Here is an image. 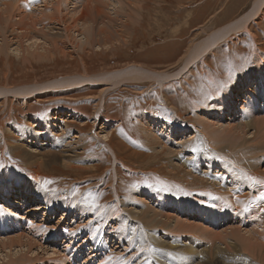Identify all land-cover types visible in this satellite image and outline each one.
I'll use <instances>...</instances> for the list:
<instances>
[{
  "label": "rangeland",
  "instance_id": "rangeland-1",
  "mask_svg": "<svg viewBox=\"0 0 264 264\" xmlns=\"http://www.w3.org/2000/svg\"><path fill=\"white\" fill-rule=\"evenodd\" d=\"M3 1L12 3L17 0ZM3 1L0 0V20L5 19V24L4 26L0 24V38L3 37L0 39V44L7 41L10 47L8 53L0 51V87L46 83L62 77L80 76L85 72L104 76L110 74L107 72L125 68L133 63H141L155 72L173 74L183 67L186 55L195 43L204 38H211L219 29L231 25L242 15L247 14L255 3V0H96V2L94 0V3L92 0L89 5V15H92L90 17L92 20L96 16V21L89 24L92 25L93 30L98 28L101 21H109V18L113 20L111 25L117 22L121 27L118 26L116 39L112 38L113 40L107 41L108 43L104 42V46L99 47V43L89 38L90 43L82 47L85 37L79 34L78 30L81 28H71V34L74 35L70 34L69 38L66 25L70 21L65 20L72 17L74 12L72 10L77 8L76 6H85L89 0H28L27 2L20 0L25 6L21 16H36L38 23L44 21L46 26L37 34L39 39L36 41L37 45H40L39 48L31 45L33 40L26 41L25 38L24 52L20 50L19 54V49L18 52L12 51L18 45V37L14 35L18 30L13 32L12 27H19L16 21L20 16L13 14L14 12L9 13L11 5H2ZM97 9L101 11L99 16L96 13ZM44 14L45 17L47 15L46 19ZM256 15L255 19L252 18L248 23L247 29L218 39L212 49H207L205 54H202V58L192 62L190 71L182 75L181 79L170 75L162 81L131 80L112 86L102 95L105 99L97 115H95L96 108L101 101L100 84H88L85 87H78L82 84L76 86L71 84V86H61L57 88L58 90H44L45 92L32 96L27 102L17 100L14 96L4 98L1 96L0 187L4 188L5 184L20 185L22 179H26V174H33L39 167V171L35 172L40 175L42 182L39 181L36 188L41 190L43 185L47 184V192L52 191L54 194L56 190L61 189L63 195L56 197L52 208L43 206L33 211L30 216L24 213L25 209L4 211L3 204H6L4 197L8 198L9 195L1 196L0 216L6 225L0 228V239H5L4 243L0 242V253L3 256L6 253L14 254L19 249V239L20 241L23 239L21 244L26 247L24 251L29 253H25L24 256L21 253L16 255L17 259L22 256L20 260L25 261L20 262L21 264H51L53 259L59 256L65 258L67 263L64 264H69L71 260L73 264H187V261L190 264H202L210 262L215 256L221 257L227 264H264V260L262 261L254 252L242 250L241 241L238 242L231 234L232 229L239 228L240 233L247 238L249 233L255 231L258 239L264 243V200L259 198L260 193L264 192V183L260 185L253 180V183H250L249 177L245 176V173L241 174L244 169H235L236 164L231 165L222 156L212 157L206 147L201 145L200 140L190 137L192 132L198 133V130L203 129V125L210 126L212 121H217L215 127L213 125L212 127L219 129L232 126L234 123L248 125L247 121L251 119L247 117V112H254V120L256 116L258 118L264 115V96L260 98L255 110L250 109L251 105H249L247 112L243 109L236 117L233 113L238 110L240 100L234 101L229 110L223 112L224 116L222 106L217 100L219 97L217 92L236 87L239 74L243 72L256 74L257 49L264 55V3L261 4ZM25 20L30 21L27 18ZM37 25L39 28V24ZM45 31L49 34H45ZM44 37L49 38V42L45 45ZM53 39L57 40V44L51 45ZM74 39L83 43L79 44ZM75 44L78 46L75 47ZM47 45L50 46L48 49ZM85 66L89 71L85 70ZM262 67L264 68V62ZM254 76L250 78L247 75L251 80L250 84L257 79ZM67 79L69 78L63 80ZM164 94H167L168 101ZM211 94L215 95L214 98L209 97ZM227 116H232V119H226ZM152 119L158 123H154ZM229 122L231 125L228 124ZM146 123L154 126L156 137L144 128ZM59 124L63 125V130H59ZM250 127H246L249 133L245 135L246 140L254 136L253 132L256 131L254 124ZM37 128L46 129L47 136L43 137L36 133ZM170 128L175 129L170 131ZM209 129L211 131V128ZM55 131L57 133L53 134ZM261 131H264V128ZM170 132L174 135L168 137ZM259 137L260 135L256 138ZM260 139L264 140L261 137ZM214 143L218 144L217 141ZM250 143L254 145V142ZM182 144L184 149L181 147ZM110 145L116 150L117 155ZM246 145L248 146V142ZM67 147L70 151L66 150ZM163 149L165 151H162ZM169 149L179 150L178 159L169 154ZM53 151L61 153L63 157L62 155L57 157V161L50 162L42 168L36 163L37 157L32 158L31 155L32 153L34 156L35 153V156L41 157L43 153ZM248 153L250 157L251 152ZM196 154L200 155V161L195 168L194 166L192 168L199 167L201 173L204 169H210L211 175L208 176L213 177L218 174L217 176L222 177L221 172L224 169L220 167L222 165L220 163L225 160L226 167L231 166L232 172L236 170L233 173H236L238 180L235 181L234 190L233 186H230L232 191L226 188L217 190L223 191V197H220L222 202L218 196L220 200L208 197L207 192L203 191V189L211 190L208 187H197L199 180L194 178L201 173L191 172L193 175H189L191 166L188 163L196 158ZM262 154L264 149L261 154L251 156L252 159L247 155L249 160L257 163L254 168L259 172L264 171V158L258 160L259 155ZM191 155L195 157L188 160ZM47 156L48 158L44 157L47 162L54 159ZM62 158L72 159L73 163H71L76 165V168H68ZM208 159L214 161L213 166H207ZM28 162L37 164L33 166L34 171L27 168L30 167ZM249 162L244 161V163ZM7 164L9 166L6 167ZM12 164L18 167L15 168L18 171L23 167L21 168L23 172L13 173ZM227 175L224 174V177ZM17 176H21V181L15 179ZM255 180L264 181V176H259ZM69 188H72V193L69 195L68 203L71 204L72 198L76 197L85 199L82 203L87 205L92 203L90 210L81 218L78 216L75 218L76 215L73 217V212L67 210L69 204H66L64 194L70 191ZM190 189L202 190L204 199H196V195L189 194ZM243 197L247 204L233 202ZM252 199L255 201L250 206L248 200ZM256 201L259 206L256 205ZM75 204L83 207V204ZM116 205L120 212L112 214ZM28 206L26 207L30 209L31 206ZM195 206L208 210L204 211L201 217L198 216V212V214L194 212ZM152 207L160 212L168 210L167 212H170L174 219L176 216L192 221L196 223L195 228L182 227L176 223V219L169 228L151 224L138 210L153 209ZM56 208L61 212L67 211L64 220L61 221L62 214L57 212ZM96 208H99L98 211ZM223 210L225 214L221 215ZM131 217L134 219L129 220ZM220 217L224 218V224H217ZM54 228L59 231L61 237L59 243L54 240ZM236 232V235L242 238V235ZM64 238L68 242H64ZM84 239H88V245H81ZM190 240L195 247L206 244L205 246L210 247V250L202 253L198 248V253L189 260L186 258L189 256L185 253L174 254L171 260L170 252L167 251L170 243L172 241L173 244L178 242L177 245L182 243L181 247L185 248ZM227 241H237L242 249L234 250L227 247ZM242 242L245 243L243 240ZM8 246H11V249ZM90 247L96 248L97 255L86 261L90 256ZM160 247L168 253L163 252ZM229 251L235 254L231 255ZM3 256L0 255V264H6L8 260V256L7 258Z\"/></svg>",
  "mask_w": 264,
  "mask_h": 264
},
{
  "label": "bare ground",
  "instance_id": "bare-ground-1",
  "mask_svg": "<svg viewBox=\"0 0 264 264\" xmlns=\"http://www.w3.org/2000/svg\"><path fill=\"white\" fill-rule=\"evenodd\" d=\"M3 1V0H2ZM25 2H27L28 0H24ZM48 1V0H47ZM92 0H89L88 3H86L87 5L85 6H76L77 8H74L71 12H72V17L69 18L68 20H65L66 22H69L66 26V30H68V35H69V38H70V34H71V28H74V27H80L81 29H79V34L80 35H84L85 37V40L83 42H80V43H83L81 44L82 47L86 45L84 44H89L90 43V39L92 40H95V42L99 43V47L102 46L104 44V42H107V41H111L113 40L112 38H115L117 37V34L119 32V27H121V24H117V22H115L116 24L114 25H111V23L113 22V20H110L109 18V21H101L98 28H96V30H93L92 29V25H90L89 23L92 22V21H96V16L95 18H93V20L90 18L91 16L89 15V11H90V3H91ZM4 3H2V5L4 4L5 6L6 5H11V9H9V13H13V14H18L20 17L18 18V20L16 22H18L17 24H19V27L18 28H15V27H12V31H16L18 30V32H16V34H14L18 40V45L16 46V49H12L13 50H17L19 49V54H20V50L24 52V43H23V40L25 39L26 41H30V40H33V43H31V45L34 47L36 46L37 48H39L40 45H37V41L36 39H39L37 37V34L42 32L44 29H45V26H46V22L44 21H41L40 23H38L37 21V18L35 17H32V16H28L27 15H22L21 16V12L23 11L24 7L23 6V3L20 2V0H17L16 2H12V3H8L3 1ZM11 2V1H10ZM63 2V1H62ZM96 2V0H95ZM135 2V1H134ZM58 3V2H57ZM73 3V2H72ZM75 3V1H74ZM93 3H94V0H93ZM114 3V2H113ZM264 3V0H255V3L253 4V7L252 9L247 13V14H244L242 15L239 19H237L234 23H232L231 25H228V26H225L221 29H219L215 34H213L211 36V38H204L203 40H200L198 41L197 43H195L193 45V47L190 49L189 53L186 55V59H185V62H184V65L183 67L177 71L176 73H173V74H169L167 72H155L153 71L152 69H149L147 68L146 66H143L141 63L140 64H134L133 65H130V66H127L125 68H122V69H118V70H115V71H111V72H107V73H110V74H107V75H104V76H100V74H94V75H90L88 72H85L83 74H80L79 75H76V76H68V77H62L61 79H55V80H52V81H49V82H46V83H38V84H34V85H29V86H19V87H12V86H3V87H0V97L3 96L4 97H8V96H14L16 97V99L18 100H21L23 102H27L29 100V98H31L32 96L34 95H37V94H41L44 90L47 91V90H50V89H57V88H60L61 86H71V84H74V86H76L77 84H82L81 86H78V87H85L86 85H90V84H100L101 85V89H100V93L99 95L101 96V101H100V104L98 105V107L96 108L97 111L95 112V115H97V113L101 110V105H103L104 103V99L102 98V95L105 94V92L107 90H109V88H111L112 86H117V85H120V84H123L127 81H135V80H153V79H156V80H159V81H162L163 79L169 77L170 75H173V76H178L177 79H181L180 77H182V75L184 76L187 72H189L190 70V67L191 65H193L192 62H194L195 60H198L200 57L202 58L203 57V53L208 49H212L213 48V45L216 43V41L218 39H221L223 36H226V35H230V34H233L234 32H240V31H243L244 29H247L248 28V23L251 21L252 18L255 19V17L257 16V12L261 6V4ZM96 4V3H95ZM120 4V3H118ZM117 4V5H118ZM74 5V4H73ZM81 5V4H80ZM113 5V4H112ZM116 5V4H115ZM131 5V4H130ZM138 5V4H137ZM57 6V5H55ZM59 6V5H58ZM64 6V4H63ZM74 6V7H75ZM9 7V6H8ZM8 7H7V10H8ZM23 7V8H22ZM71 7V6H70ZM98 7V6H97ZM113 7V6H112ZM129 7V6H128ZM5 8V7H4ZM10 8V7H9ZM45 8V7H44ZM72 8V7H71ZM26 9V8H25ZM40 9V8H38ZM46 9V8H45ZM44 9V10H45ZM59 9V8H58ZM111 9V8H110ZM114 9V8H113ZM127 9V8H126ZM124 9V10H126ZM2 10V9H1ZM5 10V9H4ZM35 10V9H33ZM55 10V9H54ZM64 10V9H63ZM63 10L61 12H63ZM69 10V9H68ZM263 10V9H262ZM261 10V11H262ZM41 11V10H40ZM127 11V10H126ZM5 12V11H4ZM2 12V13H4ZM32 12V10L30 11ZM38 12V11H37ZM47 12V11H45ZM57 12V11H56ZM7 13V11H6ZM34 13V11H33ZM55 13V12H54ZM58 13V12H57ZM66 13V12H65ZM96 13L97 15L99 16V14H101V11L99 9L96 10ZM1 14V12H0ZM8 14V13H7ZM23 14V12H22ZM24 14H27V13H24ZM63 14V13H62ZM5 16V14H3ZM17 15V17H18ZM56 15V14H55ZM64 15V14H63ZM68 15V14H66ZM121 15V14H120ZM7 16V15H6ZM11 16V15H10ZM9 16V17H10ZM34 16V15H33ZM73 16H76L75 18ZM8 17V20L10 19ZM12 17V16H11ZM44 17H45V14H44ZM43 17V19H44ZM47 17V15H46ZM45 17V19H46ZM53 17V16H52ZM62 17V16H61ZM60 17V18H61ZM65 17V16H64ZM63 17V18H64ZM28 19L30 21H26L25 19ZM34 18V19H33ZM107 18V17H106ZM14 19V17L12 18ZM36 19V20H35ZM41 19V20H43ZM108 19V18H107ZM11 21V20H10ZM9 21V22H10ZM15 21V19L13 20V22ZM47 21V20H45ZM15 22V23H16ZM55 22V21H53ZM58 23V22H56ZM62 23V22H61ZM0 24L4 26L5 24V19L3 20H0ZM11 24V23H10ZM9 24V25H10ZM14 24V23H13ZM39 24V28H42V29H39L37 28ZM92 24V23H91ZM106 24H110V25H106ZM16 26V24H14ZM42 25V26H41ZM49 25V24H48ZM95 25V23H94ZM93 25V26H94ZM119 26V27H118ZM114 27H116V29H114ZM11 28V27H10ZM52 28H50L51 30ZM78 29V28H76ZM5 30V29H4ZM3 30V32H4ZM75 30V29H74ZM1 32V31H0ZM2 32V33H3ZM35 32V33H34ZM121 32V31H120ZM254 32V31H253ZM12 33V32H11ZM9 33V34H11ZM8 34V32H7ZM6 34V35H7ZM45 34H49V32H46L45 31ZM62 34V33H61ZM13 35V36H14ZM39 35H42V34H39ZM55 35V34H54ZM74 35V34H71V36ZM1 36V35H0ZM51 36V35H50ZM238 36V35H237ZM55 37V36H54ZM92 37V38H91ZM227 37V36H226ZM3 38V37H1ZM0 38V39H1ZM9 38V37H8ZM13 38V37H12ZM75 38V36H74ZM90 38V39H89ZM224 38V37H223ZM239 38V37H238ZM11 39V38H10ZM44 39L46 41L43 40V44L45 45L47 42H49V38L48 37H44ZM55 39V38H54ZM53 39V44L51 45H54V44H57V40H54ZM71 39H73V37H71ZM70 39V40H71ZM116 39V38H115ZM120 39V38H119ZM233 39V38H232ZM35 40V41H34ZM77 40V43L78 42V39ZM76 40L74 39V41L76 42ZM122 40V39H121ZM13 41V39H12ZM79 41H82V40H79ZM4 43L0 44V51H3V52H6L8 53V49L10 47L9 45V42L7 41H3ZM52 42V41H51ZM73 42V41H72ZM114 42V41H113ZM40 43V42H39ZM38 43V44H39ZM79 43V44H80ZM102 43V44H101ZM108 43V42H107ZM42 44V43H41ZM49 44V43H48ZM74 44V43H73ZM59 45V44H58ZM58 45H55V46H58ZM80 45V46H81ZM47 49L50 47L49 45H47ZM78 46L75 44V47ZM79 46V47H80ZM97 46V44H96ZM104 46V45H103ZM31 47V46H30ZM42 47V46H41ZM44 47V46H43ZM59 47V46H58ZM203 47V48H202ZM216 47V46H215ZM214 47V48H215ZM21 48V49H20ZM35 48V47H34ZM81 48V47H80ZM79 48V49H80ZM27 49V48H26ZM33 49V48H32ZM45 49V48H44ZM60 49V48H59ZM256 49V48H255ZM30 50V49H29ZM35 51V49H33ZM43 50V49H42ZM65 50V49H64ZM68 50V49H67ZM27 51V50H26ZM45 51V50H44ZM51 51V50H50ZM18 52V50H17ZM39 52V51H38ZM49 52V51H48ZM62 52V50H61ZM26 53V52H25ZM42 53V52H41ZM40 53V54H41ZM44 53V52H43ZM64 53V52H63ZM33 54V53H31ZM37 54V53H36ZM45 54H48L47 52H45ZM205 54V53H204ZM28 55V54H27ZM44 55V54H42ZM256 62H257V67H255V71H256V74H247L246 73H241L239 74V77L240 79H237V85L236 87H232L230 88L229 90H226L223 92V89L221 90V92H217V94L219 95L218 97V104H220L222 106V115H223V112L224 111H227L229 110L230 106H232L234 104V101H239L240 100V103H239V107L238 110L234 111V116L236 117L238 115V113L241 112V110H245L247 112V107L249 105H251L250 109L252 110H255V108L257 107V104L259 103V100L261 97L264 96V68L262 67V63L264 62V55L257 49L256 51ZM26 60V59H25ZM86 71H89L88 70V67L85 66L84 67ZM22 70V69H21ZM254 71V70H253ZM8 73V72H7ZM190 74V73H189ZM247 75L251 78V77H255L257 78L253 83H249L250 78L247 77ZM257 75V77H256ZM8 77V75H7ZM64 78H69L67 80H63ZM9 80V79H8ZM215 81V80H213ZM214 83V82H213ZM12 84V83H11ZM217 86V84H216ZM58 90V89H57ZM44 91V92H45ZM219 91V90H218ZM212 92V91H211ZM165 96V99L168 101V98H167V94H164ZM214 94H211L209 97H212L214 98ZM99 97V96H97ZM241 97V99H240ZM216 98V97H215ZM211 99V98H209ZM207 99V100H209ZM214 101V100H213ZM216 101V99H215ZM95 109V110H96ZM218 110V109H217ZM100 113V112H99ZM99 115V114H98ZM224 116V115H223ZM232 116H227L226 119H232L231 118ZM247 117L251 119V121H247V124L248 125H236L234 123V125L232 126H229V127H222V128H219V129H216V128H213L215 127V124L217 123V121H212L210 124V126L208 125V127L204 126L203 125V129L201 130H198V133H191V138L192 137H196L198 140H200L201 145L205 146L206 147V150H208V152L211 154L212 157H214L215 155L217 156H222L224 158H226L228 160V163L230 162L231 165L233 164H236L235 166V169L237 168H240V169H244V171L242 172L241 171V174L244 175L245 173V176H248V177H253V178H259V176H264V171L263 172H259L258 170H256L254 168V166L257 164V163H254L252 160H249L248 157H249V153L247 154V152H251V156L254 157L255 155H258V154H261L262 150L264 149V140H261V138H264V131H261L263 128H264V115L263 116H256L255 120L253 119L254 117V112L253 113H248L247 112ZM163 119V117H162ZM200 119V118H199ZM198 120V118H197ZM205 120V119H204ZM141 121V120H140ZM150 121V120H149ZM152 121L154 123H158L156 122L155 120L152 119ZM201 122V120L199 121V123ZM142 123V122H141ZM204 123V122H203ZM202 123V124H203ZM209 123V121H208ZM231 122H229L228 124H230ZM205 124V123H204ZM255 126L256 128V131L253 132L254 133V136H252L251 138H249V140H246L247 138H245V135L248 133V130H246L247 126ZM36 125V124H34ZM141 125V124H140ZM213 125V127H212ZM218 125V124H217ZM216 125V126H217ZM231 125V124H230ZM218 126H221V125H218ZM224 126V125H223ZM59 130H63V125L59 124ZM173 127V126H172ZM202 127V126H201ZM144 128H147V130H149L154 137L155 136V131H154V126H151L150 124H144ZM208 128H211V131L210 129L208 130ZM252 128V127H250ZM249 128V129H250ZM175 128H170V131L174 130ZM195 129V128H194ZM46 129H41V128H37L36 129V133L40 134L41 136L43 137H46L47 136V133H46ZM197 131V130H196ZM10 132V131H9ZM262 132V133H261ZM57 132L55 131L53 134H56ZM176 133V132H174ZM252 133V132H251ZM170 135H168V137L170 136H173V132H170L169 133ZM249 134V133H248ZM247 134V135H248ZM101 135V134H100ZM188 135V133L186 134ZM251 135V134H250ZM249 135V136H250ZM260 137L257 139L256 137L259 136ZM152 136V137H153ZM148 137V136H147ZM244 137V138H243ZM167 138V137H166ZM241 139V140H240ZM8 140V139H7ZM12 140V139H11ZM108 140H110V137L108 138ZM240 140V141H239ZM30 141V140H28ZM215 141H217V145L214 143ZM73 142V141H72ZM246 142H248V146L246 145ZM250 142H254V145ZM154 143V142H153ZM160 143V142H159ZM21 144V143H19ZM70 144V143H69ZM23 145V144H22ZM21 145V147H22ZM25 146V145H24ZM67 146V145H66ZM71 146V145H70ZM165 146V145H164ZM183 146V144L181 145V147ZM211 146L213 148H211ZM73 147V146H71ZM110 147L112 148V150L114 151L115 155H116V150L110 145ZM158 147V146H157ZM11 148V147H10ZM69 147L66 148V150H69L68 149ZM183 148V147H182ZM185 148V147H184ZM183 148V149H184ZM24 149V148H23ZM27 149V148H26ZM72 149H75V148H72ZM159 149V148H158ZM182 149V150H183ZM220 150V152L218 150ZM61 150V149H60ZM77 150V149H76ZM74 150V151H76ZM243 150L245 151V153L243 154ZM25 151V149H24ZM70 151V150H69ZM73 151V152H74ZM162 151H165V149H163ZM161 151V152H162ZM32 152V150H31ZM30 152V153H31ZM169 154H172L174 156V158L178 159V156H179V150L178 149H169L168 150ZM28 153V152H26ZM29 153V155H30ZM38 153V151H37ZM70 153V152H69ZM40 154V153H39ZM49 155L50 158H54L53 160L51 161H48L44 158L45 156L48 158L47 155ZM83 154V153H82ZM167 154V153H166ZM32 155V158L34 157H37L36 159V163H38V165L40 166V168H42L44 165L47 166L50 164V162H53V161H57V157H61V153H58V152H48V153H43V157L41 158L40 156H35V153H34V156L33 154L31 153ZM30 155V156H31ZM75 155V154H73ZM242 155V156H240ZM248 155V157H247ZM250 156V157H251ZM260 159L258 160H261L264 158V154L262 155H259ZM63 157V155H62ZM195 156L194 155H191L189 159H193ZM198 157V158H197ZM203 157V156H202ZM242 157V158H241ZM249 157V158H250ZM251 157V159H252ZM262 157V158H261ZM216 158V157H215ZM256 158V157H255ZM30 160V159H29ZM34 160V159H33ZM61 160H63L64 162V165H66L68 168H76L75 166L76 165H73L72 163V159H67V158H62ZM250 161L249 163H244V161ZM59 161V160H58ZM200 161V155L199 154H196V158L194 160H192V162L188 163L189 166H191V170L189 172V175L193 173L191 172H194L196 174H199L201 173V171L199 172V167H197V169H194L195 168V165L197 166V164L199 163ZM30 162V161H29ZM28 162V165L30 164V167L26 166L27 168H30V170L34 171V167L35 165L37 164H33V163H29ZM32 162V161H31ZM72 162V163H71ZM75 162V161H74ZM176 162V161H174ZM227 161L225 160V162H222L220 164H222L220 167L222 169H224L223 172H221V175L223 174L222 177H219V176H208L211 175V172H210V169H204V171L199 175V176H196L194 179H197L199 180V183L197 184V187H208L209 189L211 190H207V189H203V191L207 192V195H209L208 197H211L213 198L214 200H217L218 197H223L222 193L223 191H217L218 189H224L226 188L228 191H232L231 187L230 186H233V190H234V186H235V181L236 179L238 180V178H236V173H233V172H236V170H234L232 172V169H231V166L230 167H226V163ZM173 163V162H172ZM171 163V164H172ZM170 164V165H171ZM177 164V163H176ZM214 164V161L212 159H208L207 160V166L208 167H211L213 166ZM219 164V165H220ZM18 165V164H17ZM91 165V164H90ZM9 166V164L6 165V167ZM177 166V165H175ZM180 165H178L177 167H179ZM188 166V167H189ZM194 166V168H192ZM234 166V165H233ZM21 167V166H20ZM85 167V166H84ZM12 168L14 169L13 170V173H18L20 174L21 171L23 172V170H21V168H19L20 170L18 171V169H15V168H18L17 166H14L12 164ZM79 167H77L78 169ZM91 168V167H90ZM190 168V167H189ZM234 169V167H232ZM37 169V167H36ZM188 169V168H187ZM24 170H27V169H24ZM18 171V172H17ZM35 171H39V167H38V170H35ZM33 172V174H26L27 177H25L26 179H22L21 176H17L15 179L17 181H21V179L23 181H21L20 185H16V186H11V185H8V184H5L4 185V188L0 187V197L1 196H7L9 195L8 198L4 197L5 198V202L6 204H3V210L4 211H9V212H12V211H15V210H18L21 211L23 209H25V212L27 215L30 216V214L37 210V209H40V208H43L44 207H48V208H52L56 202V197L58 195H63L62 194V191L61 189L59 190H56V193L52 194V191H48L47 192V184L46 185H43V189L39 190L36 188V186L39 184V181L42 182V178L40 177V175H38L36 172ZM239 171V170H238ZM188 173V171H186ZM229 172L231 175H229ZM186 174V173H185ZM224 174L227 175V177H224ZM243 178V177H242ZM220 180V181H219ZM249 182L251 183L252 180L251 179H248ZM9 181V180H7ZM242 181V179H241ZM245 182L247 180H244ZM240 182V181H239ZM248 182V181H247ZM248 182V183H249ZM253 183V182H252ZM240 185V184H239ZM261 185V183H260ZM260 185L258 188H260ZM263 185V184H262ZM255 186V185H254ZM250 187V186H249ZM205 188V187H204ZM239 189L241 188L240 187H237ZM115 189H116V185H115ZM213 189H216V190H213ZM221 189V190H222ZM256 190H258L257 188H255ZM36 190V191H34ZM67 193H65L64 195H66V204H69V208L67 210H70L72 211V216L75 218H77V216L79 218H81L82 216H84V214H86V212H88V210H90V208L92 207V203L90 204H85V203H82V201H84L85 199L83 198H72L71 200V204L68 203V201H70L69 199V195L72 193V188H69ZM236 190V189H235ZM242 190V189H241ZM139 191V190H138ZM202 190H196V189H190L189 190V194L191 195H196V199H204L202 196H203V192ZM259 191V190H258ZM257 191V192H258ZM235 192V191H234ZM236 194V193H235ZM241 195V194H240ZM83 196V195H82ZM218 196V197H217ZM241 197V196H240ZM144 199V198H143ZM221 199V198H220ZM218 199V200H220ZM225 199V198H224ZM245 197L241 198V200H234L233 202L235 204H238L239 202L242 203V204H247L245 203L244 201ZM233 200V199H232ZM204 201V200H203ZM230 201V200H229ZM249 203L248 205L252 204L255 200L252 199V200H248ZM11 202V203H10ZM220 202V201H219ZM221 202H222V199H221ZM220 202V203H221ZM226 202V201H224ZM43 203H46V205H43ZM75 203H79V204H83V207L78 205V204H75ZM256 205H258V201L255 202ZM31 204V205H29ZM31 206L30 209H28L26 206ZM199 205V204H197ZM28 206V207H29ZM236 206V205H235ZM251 206V205H250ZM259 206V205H258ZM15 207V208H13ZM108 207V206H107ZM224 207V206H223ZM27 208V209H26ZM102 208V207H101ZM153 208V207H152ZM204 208V206H203ZM221 208V207H220ZM230 208V207H229ZM256 208V206H255ZM99 209V208H98ZM98 209L96 208V210L98 211ZM103 209V208H102ZM108 209V208H107ZM195 209L196 211L194 212H198V216H201L202 217V214L204 211H207L208 209H203L202 210V207L201 206H195ZM233 209V208H232ZM239 209V208H238ZM247 209V208H246ZM257 209V208H256ZM263 209V208H261ZM260 209V210H261ZM58 208H56V211L57 212H60L62 214V220L65 219V216L64 214H66V210L64 212H61V210H59ZM82 210V211H80ZM184 210V209H183ZM227 210V209H226ZM138 211H141L142 212V215L145 216V220H148L151 224L155 223L157 226H164L162 228H165V227H170V225H172V222L175 221L176 219V223H178V225L182 226V227H186L187 229L190 228V229H193L195 228V225L196 223L192 222V221H189V220H184V219H180V217H176L175 216V219H174V216H172V214H170V212H167L168 210L164 211L162 210L161 212L160 211H156L153 209H149L147 208L146 210L143 211L142 210H138ZM263 211V210H262ZM117 212H120V210L118 209V205H116V208L115 210L113 209L112 210V214H116ZM134 212V211H133ZM231 212V210H230ZM234 212V211H233ZM235 213V212H234ZM234 213H233V217H234ZM36 214V213H35ZM111 214V213H110ZM225 214V210H223V212L221 213V215H224ZM230 214V213H229ZM194 216H196L194 213H193ZM258 216V215H256ZM24 217V215L22 216ZM139 217V216H138ZM221 218V219H220ZM219 219L220 220H217V224L218 223H221V224H224V218L220 217ZM133 220L134 218H130L129 220ZM223 219V220H222ZM143 220V219H142ZM195 221V220H193ZM196 222V221H195ZM6 224H4V220L2 219V216H0V228L4 227ZM176 225V224H175ZM177 226V225H176ZM177 228V227H176ZM243 230V229H242ZM92 231V230H91ZM187 231V230H186ZM185 231V232H186ZM224 231V230H223ZM239 234L240 233V229L239 228H236V229H232L231 230V234L234 236V239L236 238L237 241H241V244H242V247L243 249L240 247V245L237 243V241L235 242H232V241H227L226 243V246L227 247H231V248H234L235 249H239V250H246L248 252H254L256 255L259 256V258L263 261L264 260V243L262 242V240H259L256 236V232L255 231H252L251 233H249V235L247 236V238L242 235V238L239 236V235H236L237 232ZM54 232V240L57 241L59 243L60 241V234H59V231L58 229L54 228L53 230ZM165 232V231H164ZM227 232V231H226ZM229 232V231H228ZM103 233V232H102ZM101 233V234H102ZM223 233V232H222ZM228 234V233H226ZM230 234V235H231ZM1 235V234H0ZM221 235V234H220ZM156 236V234H155ZM228 236V235H227ZM74 237V236H73ZM224 239H226L225 236H222ZM19 238V237H17ZM16 239V238H15ZM12 240V239H11ZM29 240V239H28ZM88 239H84V241L82 242L81 245H88ZM223 240V239H222ZM227 240V239H226ZM242 240L245 242L243 244ZM16 241V240H14ZM13 241V242H14ZM23 241V239L21 240ZM20 239H19V242L20 244H18L19 246V249H17V247H15L17 249V251L14 253V254H4V256L0 253L1 256L6 257L8 256V260L6 262V264H18L20 262H25L23 260H20V258L22 256H20L18 259L16 257V255L18 253H21V255L23 254V256L25 255V253H29L24 251L25 250V246L21 243ZM0 242L1 243H4L5 242V239H0ZM27 242V240H26ZM64 242H68L67 239L64 238ZM173 242V241H172ZM170 243V247L167 248V251L170 252V259L173 260V255L174 254H187L189 257H186L188 260L191 256H194L198 253V248L201 249L200 252L202 253H205V252H208L210 250V247L208 248L207 246L205 245H197L195 247V244L190 240L189 243L187 244V247L183 248L181 247V244L180 245H177L179 244L177 242V244H173V243ZM17 243V242H16ZM28 243V242H27ZM247 243V244H246ZM6 244V243H5ZM4 244V245H5ZM10 244V243H9ZM13 244V243H12ZM25 244V243H24ZM29 244V243H28ZM32 244V243H31ZM30 244V245H31ZM16 245V244H15ZM14 245V246H15ZM35 245V244H34ZM79 245V247L81 246ZM32 246V245H31ZM31 246H29L31 248ZM9 248L11 246H8ZM28 247V245H27ZM226 247V248H227ZM4 248V247H3ZM29 248V249H30ZM161 248V247H160ZM229 248V249H231ZM241 248V249H240ZM11 249V248H10ZM34 249V248H33ZM32 249V250H33ZM162 249V248H161ZM5 250H6V247H5ZM13 250V249H12ZM28 250V249H26ZM37 250V249H36ZM164 249H162L163 251ZM251 250V251H250ZM4 251V250H2ZM167 251H163L165 253H168ZM39 252V251H38ZM56 251H54L55 253ZM4 253V252H3ZM9 253V251H8ZM13 253V252H12ZM34 253V252H32ZM31 253V254H32ZM90 256L88 257V259L86 261H88L89 259H92L94 258L96 255H97V252H96V248L95 247H90ZM229 253L231 255H234L235 253L232 252V251H229ZM214 255V253H212ZM38 255V253H37ZM15 256V257H14ZM18 256V255H17ZM205 256V255H204ZM29 257V255H28ZM206 257V256H205ZM6 258L4 260H6ZM28 259V258H27ZM212 259V258H211ZM3 260V261H4ZM1 261V260H0ZM66 261H65V258L63 257H57V258H54L53 259V262H51V264H64ZM188 263L187 264H190L189 261H187ZM67 263V262H66ZM21 264V263H20ZM69 264H73L72 263V260L69 261ZM102 264V263H101ZM202 264H227L221 257H216L215 258L213 257V260H211L210 262L208 263H202Z\"/></svg>",
  "mask_w": 264,
  "mask_h": 264
},
{
  "label": "snow or ice",
  "instance_id": "snow-or-ice-1",
  "mask_svg": "<svg viewBox=\"0 0 264 264\" xmlns=\"http://www.w3.org/2000/svg\"><path fill=\"white\" fill-rule=\"evenodd\" d=\"M249 179L253 180L254 183H264V181H258V180H255V178H253V177H249ZM259 198H260L261 200H264V192H261V193H260Z\"/></svg>",
  "mask_w": 264,
  "mask_h": 264
},
{
  "label": "crops",
  "instance_id": "crops-1",
  "mask_svg": "<svg viewBox=\"0 0 264 264\" xmlns=\"http://www.w3.org/2000/svg\"><path fill=\"white\" fill-rule=\"evenodd\" d=\"M208 39H209V38H208ZM237 79H240L239 75H238ZM115 152H116V151H115ZM116 155H117V154H116Z\"/></svg>",
  "mask_w": 264,
  "mask_h": 264
}]
</instances>
